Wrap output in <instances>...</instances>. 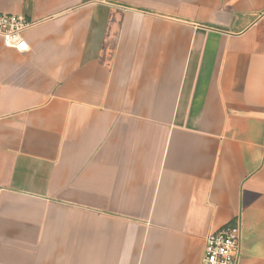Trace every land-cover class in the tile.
I'll use <instances>...</instances> for the list:
<instances>
[{
	"label": "crops",
	"instance_id": "1",
	"mask_svg": "<svg viewBox=\"0 0 264 264\" xmlns=\"http://www.w3.org/2000/svg\"><path fill=\"white\" fill-rule=\"evenodd\" d=\"M0 264H264V0H0Z\"/></svg>",
	"mask_w": 264,
	"mask_h": 264
},
{
	"label": "built area",
	"instance_id": "2",
	"mask_svg": "<svg viewBox=\"0 0 264 264\" xmlns=\"http://www.w3.org/2000/svg\"><path fill=\"white\" fill-rule=\"evenodd\" d=\"M37 21L21 14L0 12V37L7 47L20 52L26 51L28 45L23 32ZM240 251V226L236 221L224 225L221 229L205 237L203 255L199 264H237Z\"/></svg>",
	"mask_w": 264,
	"mask_h": 264
}]
</instances>
